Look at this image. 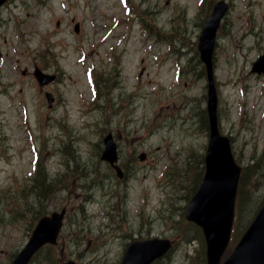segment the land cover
<instances>
[{
  "label": "rangeland",
  "instance_id": "rangeland-1",
  "mask_svg": "<svg viewBox=\"0 0 264 264\" xmlns=\"http://www.w3.org/2000/svg\"><path fill=\"white\" fill-rule=\"evenodd\" d=\"M203 1L7 0L0 7V264L24 245L40 214L63 208L58 243L30 264H119L129 241L153 236L174 241L156 264H206L200 228L185 219L208 140L197 44L217 0ZM225 1L212 57L219 129L242 167L263 164L262 175L246 171L251 192L233 226L241 234L264 201V77L250 70L264 53V0ZM34 66L56 79L40 86ZM107 132L125 178L100 159ZM38 153L52 183L45 194L33 185Z\"/></svg>",
  "mask_w": 264,
  "mask_h": 264
},
{
  "label": "water",
  "instance_id": "water-1",
  "mask_svg": "<svg viewBox=\"0 0 264 264\" xmlns=\"http://www.w3.org/2000/svg\"><path fill=\"white\" fill-rule=\"evenodd\" d=\"M4 0H0V4ZM227 9L224 1H218L212 14L207 18L198 48L201 59L206 64L208 77L207 112L210 126L209 143L205 155V173L203 179L190 199L186 218L201 226L206 242L207 264H264V205L245 230L240 240L227 258L220 263L231 233L234 218V202L240 167L235 163L231 153L228 137L222 136L217 127V95L215 91L212 51L216 29ZM252 71L264 72V55L254 63ZM35 75L41 84L51 81L54 76L36 69ZM49 103L52 101L47 94ZM102 159L113 164L119 176L122 172L118 166L116 143L111 133L104 137ZM65 209L43 216L35 225L32 233L15 255L10 264H28L34 253L45 243H56L62 225ZM171 247V241L165 238H150L131 242L120 264H149L162 256ZM67 264H74L69 262Z\"/></svg>",
  "mask_w": 264,
  "mask_h": 264
},
{
  "label": "trees",
  "instance_id": "trees-1",
  "mask_svg": "<svg viewBox=\"0 0 264 264\" xmlns=\"http://www.w3.org/2000/svg\"><path fill=\"white\" fill-rule=\"evenodd\" d=\"M203 123L205 125V120H203ZM247 170H252L254 173H255V171H256V173L257 172H262L261 171V167L257 166L256 164H253V165H251L249 167H245L244 168L243 174H242V176L240 178V181H239V187H238L239 207L241 206V203H242L245 195L246 194L249 195V193L251 192V191H247V192L245 191V186H247L249 184V183L246 182V171ZM260 177L262 178V176H260ZM33 181H34L33 182L34 187H37L39 189H43L42 194H45L46 191H49L52 188V183L47 182L40 171L37 173V175L35 176ZM199 236H200V232H199Z\"/></svg>",
  "mask_w": 264,
  "mask_h": 264
}]
</instances>
